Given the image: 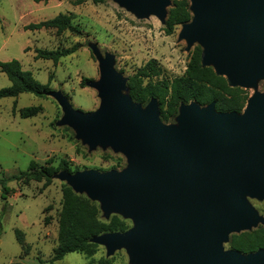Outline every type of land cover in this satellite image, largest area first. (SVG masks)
Segmentation results:
<instances>
[{
    "label": "water",
    "instance_id": "1",
    "mask_svg": "<svg viewBox=\"0 0 264 264\" xmlns=\"http://www.w3.org/2000/svg\"><path fill=\"white\" fill-rule=\"evenodd\" d=\"M138 17L163 23L171 0H114ZM191 21L178 35L186 50L198 43L201 64L230 87L257 88L264 80V0H189ZM100 77L87 85L100 106L83 112L62 91H51L63 112L59 125L75 131L90 150L122 153L121 170L54 175L76 193L100 203L104 217L120 214L133 225L97 235L107 256L125 249L130 264H264V248L225 249L234 232L264 224L250 199L264 200V92L249 96L242 112L216 103H182L175 123L161 119L152 98L143 106L129 94L115 55L90 44Z\"/></svg>",
    "mask_w": 264,
    "mask_h": 264
},
{
    "label": "rangeland",
    "instance_id": "2",
    "mask_svg": "<svg viewBox=\"0 0 264 264\" xmlns=\"http://www.w3.org/2000/svg\"><path fill=\"white\" fill-rule=\"evenodd\" d=\"M174 1L171 0L166 8L163 23L155 14L138 17L114 0H0V61L19 60L23 69L32 72L40 83H49L53 91H62L75 109L95 111L100 106L98 92L82 84L83 78L94 81L100 77L98 61L90 44H97L102 53L115 55V68L127 79L151 59H155L162 69L160 79L173 80L186 74L200 45L195 43L186 50V42L178 40L183 24L176 26L171 34L166 32L168 11ZM60 13L71 15L73 23L83 33L24 29L29 23L51 19ZM74 45H78V50L61 58L57 64L35 58L36 48ZM10 85L8 76L0 72V89ZM247 90L250 96L256 91L264 92V80L259 81L257 88ZM24 111L35 113L25 117ZM62 116L61 107L50 94L39 97L22 93L16 98L0 99V179L27 170L32 160L39 166L58 167L60 161L66 159L72 170L78 168L79 171L126 167V157L110 147L98 146L90 150L76 138L72 128L58 124ZM163 122L175 123V119ZM44 182L9 180L6 184L8 193H3L0 185V264L15 261L24 264H130L125 249L107 256L106 248L99 244L93 255L69 253L62 260L52 262L58 244L65 182L55 177L46 187ZM80 195L88 197L85 193ZM94 202L101 219L109 220L116 215L126 220L130 227L133 225L120 214H112L107 219L100 203ZM250 202L264 217V200L250 199ZM261 228H264L263 223L250 230L234 232L230 241L233 235ZM16 230L23 233L25 246L19 243ZM262 231L258 234L264 236ZM229 242L224 243L226 250L231 249Z\"/></svg>",
    "mask_w": 264,
    "mask_h": 264
},
{
    "label": "trees",
    "instance_id": "3",
    "mask_svg": "<svg viewBox=\"0 0 264 264\" xmlns=\"http://www.w3.org/2000/svg\"><path fill=\"white\" fill-rule=\"evenodd\" d=\"M95 1L102 2L103 0ZM191 19L189 0H175L168 11L166 32L171 34L176 26L187 23ZM24 29L32 31L56 29L59 33L64 31L74 34L83 33L82 29L73 23L71 15L64 13H60L51 19L29 23L24 26ZM77 50L78 45L55 49L36 48L35 58L51 60L57 64L61 58L69 56ZM201 54L202 49L197 46L195 58L189 63L186 74L173 80L160 79L162 69L155 59H151L140 67L134 76L128 78L129 94L134 101L143 106L147 105L152 98H157L160 104L161 118L165 122L176 118L182 103L188 104L192 101H196L201 106L215 101L218 111L242 112L250 96L248 90L241 87H230L227 79L217 75L212 67H203ZM0 72L5 73L11 81L9 87L0 89V99L16 98L22 93H32L44 97L53 91L49 83H40L35 79L32 72L24 70L21 62L17 59L0 61ZM155 79L156 81H154ZM89 80L83 78L82 84H87ZM32 113L35 112L24 111L23 115L28 117ZM61 169L70 172L79 171L78 168L72 170L66 159H62L58 167L52 165L39 166L32 160L27 170L1 178L0 185L3 193L10 191L6 185L9 180L45 181L46 187L52 183L54 175ZM62 193L58 244L54 249L52 262L62 260L69 253L93 255L98 246L91 242L93 237L109 232H125L129 229L130 226L127 221L119 216L114 215L109 220L101 219L98 205L88 197L76 193L66 183L63 184ZM260 230L264 232V228ZM260 230L233 235L229 242L230 248L243 253H251L264 248V236L258 234ZM16 233L21 246H25L23 233L20 230H16ZM10 264L24 263L15 261Z\"/></svg>",
    "mask_w": 264,
    "mask_h": 264
}]
</instances>
